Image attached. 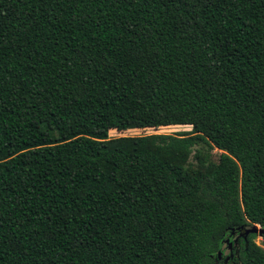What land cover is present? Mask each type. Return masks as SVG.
Returning <instances> with one entry per match:
<instances>
[{
    "label": "trees",
    "instance_id": "obj_1",
    "mask_svg": "<svg viewBox=\"0 0 264 264\" xmlns=\"http://www.w3.org/2000/svg\"><path fill=\"white\" fill-rule=\"evenodd\" d=\"M254 223L264 0H0V264H223Z\"/></svg>",
    "mask_w": 264,
    "mask_h": 264
},
{
    "label": "rangeland",
    "instance_id": "obj_2",
    "mask_svg": "<svg viewBox=\"0 0 264 264\" xmlns=\"http://www.w3.org/2000/svg\"><path fill=\"white\" fill-rule=\"evenodd\" d=\"M191 130V126L188 125H171V126H165V127H159L158 129L155 128H146V129H130L125 132H117L116 130L111 131V136H122V135H146V134H152V133H167V134H176V133H183L188 132ZM195 148H201L205 151H210L211 154V160L212 161H218V158L220 154L222 153L221 150L214 148L211 149L208 147V145H198L195 146ZM191 162L193 164H196V159L194 157V154H192L190 158ZM254 241L260 245H264V239L263 236L260 234H257L254 238Z\"/></svg>",
    "mask_w": 264,
    "mask_h": 264
},
{
    "label": "flooded vegetation",
    "instance_id": "obj_3",
    "mask_svg": "<svg viewBox=\"0 0 264 264\" xmlns=\"http://www.w3.org/2000/svg\"><path fill=\"white\" fill-rule=\"evenodd\" d=\"M248 236L249 234H246L245 231H243L240 228L232 231L231 236L227 237V239L225 240L227 247L225 250V255L224 256L221 255L219 257V260H221L223 264H236L233 258L235 254L236 255L239 254L242 244L244 242H247Z\"/></svg>",
    "mask_w": 264,
    "mask_h": 264
},
{
    "label": "water",
    "instance_id": "obj_4",
    "mask_svg": "<svg viewBox=\"0 0 264 264\" xmlns=\"http://www.w3.org/2000/svg\"><path fill=\"white\" fill-rule=\"evenodd\" d=\"M245 233L246 234L255 233V234L263 235L264 230L262 229L261 224L254 223L253 225H251L250 227L246 229ZM219 255L221 256V252L219 253Z\"/></svg>",
    "mask_w": 264,
    "mask_h": 264
},
{
    "label": "built area",
    "instance_id": "obj_5",
    "mask_svg": "<svg viewBox=\"0 0 264 264\" xmlns=\"http://www.w3.org/2000/svg\"><path fill=\"white\" fill-rule=\"evenodd\" d=\"M263 248H264V245H263Z\"/></svg>",
    "mask_w": 264,
    "mask_h": 264
}]
</instances>
